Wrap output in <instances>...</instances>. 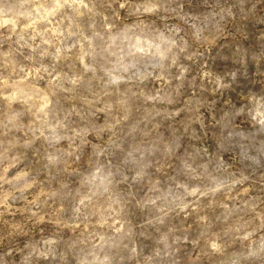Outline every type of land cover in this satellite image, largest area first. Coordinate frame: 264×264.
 Listing matches in <instances>:
<instances>
[{
    "label": "clouds",
    "instance_id": "clouds-1",
    "mask_svg": "<svg viewBox=\"0 0 264 264\" xmlns=\"http://www.w3.org/2000/svg\"><path fill=\"white\" fill-rule=\"evenodd\" d=\"M0 264H264V0H0Z\"/></svg>",
    "mask_w": 264,
    "mask_h": 264
}]
</instances>
